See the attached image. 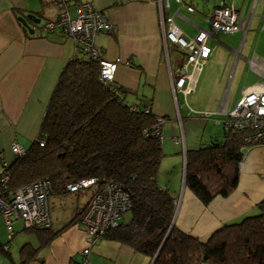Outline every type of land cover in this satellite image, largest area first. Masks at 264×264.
<instances>
[{"label": "crops", "instance_id": "1", "mask_svg": "<svg viewBox=\"0 0 264 264\" xmlns=\"http://www.w3.org/2000/svg\"><path fill=\"white\" fill-rule=\"evenodd\" d=\"M81 2H89L112 25L110 33L100 32L94 37L93 45L100 58H120L123 62L115 72L114 83L120 87L124 100L131 106L147 107L163 120L164 157L157 182L174 197L172 224L204 243L224 225L257 213L256 205L264 199V144L246 148L236 188L226 197L216 196L208 205L185 187L184 167L186 149L198 148L204 136L215 137L216 127L223 131L222 120L240 100L243 88L264 83V0H184L193 6L194 13L174 0L162 10V0H71L68 9L72 17ZM220 3L239 9L246 30L213 33L207 38L211 53L198 74L194 95L184 99L177 94L185 105L181 111L172 93L171 79L176 78L177 66L176 61L171 63L169 42L165 44L163 39L162 16L172 17L183 33L193 36L197 28L209 30L202 17ZM30 13L40 18L38 24L27 21L32 34L18 20ZM57 14L51 2L0 0V161L11 160L12 144L26 149L35 139L58 76L75 54L74 42L66 35L43 29L39 35L36 33L44 21L55 19ZM198 115L205 121L197 119ZM195 123L202 124V128H196ZM74 193L77 195L71 197ZM91 193L80 190L62 197L49 196V227L56 231L68 223L87 205ZM34 239L19 246L29 243L37 249L35 259L27 264H81V253L87 248L85 230L78 223L46 245L35 235ZM6 248L8 251L7 245ZM88 248L89 264L153 261L113 240L102 238ZM17 257L15 263L19 262V253Z\"/></svg>", "mask_w": 264, "mask_h": 264}, {"label": "trees", "instance_id": "2", "mask_svg": "<svg viewBox=\"0 0 264 264\" xmlns=\"http://www.w3.org/2000/svg\"><path fill=\"white\" fill-rule=\"evenodd\" d=\"M156 124L147 107L129 105L120 87L99 81L97 59L75 51L58 76L37 136L4 167L9 176L4 194L48 180L49 196L62 197L72 192L69 185L95 179L93 187L75 190H90L92 195L103 180L114 182L129 195L130 217L107 229L103 239L128 245L152 258V264H264V199L256 205L257 213L224 225L204 243L172 224L174 197L157 182L164 153L159 137L151 134ZM243 134L223 129L207 146L186 149L184 185L203 205L236 188L247 148ZM85 207L56 231L24 229L46 245L77 224ZM3 247L0 244V252L9 264H27L37 254L24 243L15 263Z\"/></svg>", "mask_w": 264, "mask_h": 264}, {"label": "built area", "instance_id": "3", "mask_svg": "<svg viewBox=\"0 0 264 264\" xmlns=\"http://www.w3.org/2000/svg\"><path fill=\"white\" fill-rule=\"evenodd\" d=\"M51 2L58 10L57 17L46 20L41 28L48 32L58 31L71 38L75 45V51L87 54L98 60L99 81L111 86L114 83V75L120 64V58L106 60L99 57L94 49V37L100 32L110 33L112 25L108 18L94 9L89 2H81L75 9V15H70L68 5L71 0H42ZM170 0H162V7L168 8ZM186 11L194 13L192 5L184 0H174ZM203 23L209 30L197 28V33L188 36L183 33L174 23L172 17L162 16L163 39L165 44L170 42L186 49L187 53L179 67H176V78L171 79V88L176 100L177 94L184 97L195 93L197 77L202 70L203 64L208 59L211 49L206 40L213 33H244L246 26L241 18L239 9L233 5L220 3L208 14L202 17ZM127 65L128 63H124ZM162 118L157 117V124L151 134L158 136L160 141ZM223 129H232L244 132L243 145L250 147L264 144V83H259L243 88L240 100L234 108L226 114L222 120ZM40 145L43 143L40 142ZM13 156L21 155L25 149L17 144L10 147ZM7 164L0 161V218L4 227L13 234L12 224L14 221H22L23 228H47L50 226L47 198L51 194V184L48 180H38L22 186L5 195L9 176L4 171ZM96 184L95 179L82 180L71 184L69 191L86 189ZM128 193L117 183L104 181L98 185V189L91 195L78 222L83 226L86 235L87 248L82 251L81 264H89V246L100 240L107 229L115 227L122 219L124 213L130 209ZM6 249V246L4 247Z\"/></svg>", "mask_w": 264, "mask_h": 264}, {"label": "rangeland", "instance_id": "4", "mask_svg": "<svg viewBox=\"0 0 264 264\" xmlns=\"http://www.w3.org/2000/svg\"><path fill=\"white\" fill-rule=\"evenodd\" d=\"M168 51H169V57L171 60V63L173 61H176V65L177 67L180 66L181 62L184 59L185 54L187 53L186 49L181 48L179 45H175L172 43H168L167 45ZM177 105L178 108L183 111L185 108L183 99L180 95H177ZM200 116L198 115L196 118L197 119H203V118H199ZM204 120V119H203ZM205 121V120H204ZM210 123V122H209ZM211 125V124H209ZM195 127H199L202 128V124H199V126L195 123ZM198 128V129H199ZM200 130V129H199ZM198 130V132H199ZM202 131V129H201ZM215 134L214 136H216L217 138H220V136L222 135V131L219 127L214 128ZM202 132H200L199 134H201ZM211 139H208L206 136H204L203 140L200 139V143L198 145V147H203V146H207L209 144ZM160 171H162V169H160ZM161 173V172H160ZM77 195V193L71 194V197H75ZM130 217V213L126 212L124 213L121 222H126ZM22 221H14L13 224V228L15 230V235L11 238H9V233L6 230V228L4 227V224L2 222V219L0 218V244H5L8 247V251L11 253L12 258L17 261L18 259V248L19 246L27 240H30L32 242L35 241L34 239V235L29 232V230H22L23 226H22ZM8 263V258L6 255H3L0 253V264H7Z\"/></svg>", "mask_w": 264, "mask_h": 264}, {"label": "water", "instance_id": "5", "mask_svg": "<svg viewBox=\"0 0 264 264\" xmlns=\"http://www.w3.org/2000/svg\"><path fill=\"white\" fill-rule=\"evenodd\" d=\"M19 22L22 24L25 30H27L30 34L33 33L32 28L29 26L27 21L33 23V24H38L40 22V18L36 17L34 14L30 13L25 16V18H19ZM157 255V254H156ZM155 255V257H156ZM154 257V258H155Z\"/></svg>", "mask_w": 264, "mask_h": 264}]
</instances>
